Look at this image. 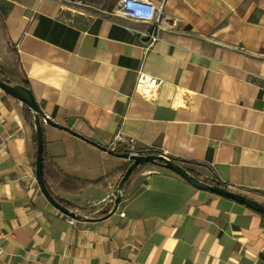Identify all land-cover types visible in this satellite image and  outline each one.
<instances>
[{
  "label": "crops",
  "instance_id": "1",
  "mask_svg": "<svg viewBox=\"0 0 264 264\" xmlns=\"http://www.w3.org/2000/svg\"><path fill=\"white\" fill-rule=\"evenodd\" d=\"M151 1L176 24L144 50L147 25L118 0H0V75L25 79L66 128L41 118L46 180L85 217L70 223L45 198L34 120L0 89V264H264L261 213L158 164L97 216L130 160L89 141L155 150L264 205V0ZM139 70L161 80L152 99L134 92Z\"/></svg>",
  "mask_w": 264,
  "mask_h": 264
},
{
  "label": "water",
  "instance_id": "2",
  "mask_svg": "<svg viewBox=\"0 0 264 264\" xmlns=\"http://www.w3.org/2000/svg\"><path fill=\"white\" fill-rule=\"evenodd\" d=\"M0 89L3 90L6 94L10 95L11 97L19 100L20 102L24 103L28 109L31 111L33 115L34 120V126H35V139H36V157H35V176L36 180L39 184V188L44 194L45 198L48 200V202L55 207L57 210H59L61 213L65 214L66 216L73 218V219H83L85 218L82 214H80L77 211H71L66 206L61 204L59 201H57L48 191V189L45 186V183L42 178V151H43V138H42V127H41V118L43 122L57 127L66 129L64 126L54 122L49 116L44 114L37 104L32 92L30 89L25 88L19 84H9L5 81H3L0 78ZM72 134L83 138L81 135H79L76 132L70 131ZM85 139V138H83ZM87 140V139H85ZM89 141V140H87ZM92 144H94L97 148L106 151L107 153L114 155L116 157H121L130 160L131 162L128 164L127 168L123 172L118 185L117 189L115 191V197L113 200V206L110 212L107 216L111 215L115 212L118 203L121 199V191L123 189V185L125 181L128 179V177L131 175L132 171L140 164L144 163H152V164H158L162 165L164 168L172 171L179 177H181L183 180H185L187 183L191 184L197 189L209 191L213 194L219 195L221 197L233 200L239 204H242L248 208H251L259 213H261L264 216V205L255 199L248 197L246 195L233 192L231 190L225 189L221 186L217 185H209L206 182L200 181L199 179L195 178L194 176L190 175L185 167L175 161L170 159L169 157L159 154V153H147V154H138V153H129V152H118L114 151L110 148H106L100 144H97L95 142L89 141Z\"/></svg>",
  "mask_w": 264,
  "mask_h": 264
},
{
  "label": "built area",
  "instance_id": "3",
  "mask_svg": "<svg viewBox=\"0 0 264 264\" xmlns=\"http://www.w3.org/2000/svg\"><path fill=\"white\" fill-rule=\"evenodd\" d=\"M63 1L69 6L77 9L85 5L84 0ZM117 8L125 18L147 25V29L139 32L137 38V43L144 50H148L155 42L161 40V31L173 29L176 24L175 19L164 16L162 5H156L151 0H118ZM149 21H151V23H149ZM160 84V79L145 74L139 70L137 72L133 89L135 93L140 94L147 99H152L154 98ZM129 152L131 153L133 151L131 150ZM65 217L70 223L75 221V219L66 215Z\"/></svg>",
  "mask_w": 264,
  "mask_h": 264
},
{
  "label": "trees",
  "instance_id": "4",
  "mask_svg": "<svg viewBox=\"0 0 264 264\" xmlns=\"http://www.w3.org/2000/svg\"><path fill=\"white\" fill-rule=\"evenodd\" d=\"M15 66H17V62H15ZM13 71H14V70H13ZM12 77H13L12 74H6V73H3V74L0 75V78H1L3 81H5V82H7V83H9V84H19V85H21V86H23V87L29 89L28 82H27L25 79L20 78V79H17V80H16V79H12ZM24 109H25L26 118H27L28 120H30V123L32 124V122H33V115H32V113H31V111L28 109V107H27L25 104H24ZM41 123H42V121H41ZM35 140H36V139H35ZM124 152H127V151H124ZM141 153H143V154H147V153H158V152L155 151V150H149V151L141 152ZM45 154H46V153H45V149H44V146H43V151H42V178H43V181H44V183H45V186H46V188L48 189V191L50 192V194H51V195H52L57 201H59V202H60L61 204H63L64 206H66L69 210L73 211V210H74L73 208H71L68 204L64 203L63 201L57 199V198L53 195V193L51 192V190H50L49 184H48V182H47V180H46ZM130 162H131V161H130ZM151 164H152V163L148 162V163H144V164H140V165H138V166L132 171L131 175L128 177V179H127L125 182H127V181L130 179V177L133 175V173H134L139 167H141V166H145V165H151ZM160 166H162V165L160 164ZM185 169H186V171H187L190 175L194 176L195 178L199 179L200 181L206 182V183L209 184V185H217V186H221V187H223V188H225V189H228V190H231V191H233V192L240 193V194H243V195H246V196L250 197L249 195H247V194H245V193H243V192H240V191H238V190L232 189L228 184L221 183V182H219V181H216V180H213V179H210V178H206V177H204V176L198 174L196 171H194L193 169H191V168H189V167H185ZM124 184H125V183H124ZM248 191H252V190H248ZM121 193H122V192H121ZM259 193H260L261 195L264 196V193H263V192H259ZM107 205H108V206H107ZM105 206H107V207H106L105 209L101 210V212H99V213L97 214L98 217H101V216H104V215L108 214V213L110 212L112 206H113V202L110 201L109 203L105 204Z\"/></svg>",
  "mask_w": 264,
  "mask_h": 264
},
{
  "label": "bare ground",
  "instance_id": "5",
  "mask_svg": "<svg viewBox=\"0 0 264 264\" xmlns=\"http://www.w3.org/2000/svg\"><path fill=\"white\" fill-rule=\"evenodd\" d=\"M127 152H129V151H127ZM130 153V152H129ZM131 153H136V152H131ZM114 200V199H113Z\"/></svg>",
  "mask_w": 264,
  "mask_h": 264
},
{
  "label": "clouds",
  "instance_id": "6",
  "mask_svg": "<svg viewBox=\"0 0 264 264\" xmlns=\"http://www.w3.org/2000/svg\"><path fill=\"white\" fill-rule=\"evenodd\" d=\"M149 23H151V21H149Z\"/></svg>",
  "mask_w": 264,
  "mask_h": 264
}]
</instances>
